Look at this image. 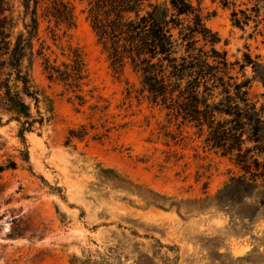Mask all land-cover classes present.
<instances>
[{
  "label": "rangeland",
  "instance_id": "374dc122",
  "mask_svg": "<svg viewBox=\"0 0 264 264\" xmlns=\"http://www.w3.org/2000/svg\"><path fill=\"white\" fill-rule=\"evenodd\" d=\"M65 1L75 29L41 19L34 51L59 67L82 54L85 104L33 61L30 77L53 121L22 144L2 117L0 164L16 168L0 174V264H264V180L240 179L194 122L149 95L129 63L115 74L86 20L87 0ZM170 1L149 0L144 9L157 7V20H169ZM192 5L209 31L197 49L225 54L240 81L253 78L236 65L244 55L264 71L263 39L234 28L232 8L218 0ZM249 93L264 90L254 80ZM81 127L88 136L69 143Z\"/></svg>",
  "mask_w": 264,
  "mask_h": 264
},
{
  "label": "trees",
  "instance_id": "16d2710c",
  "mask_svg": "<svg viewBox=\"0 0 264 264\" xmlns=\"http://www.w3.org/2000/svg\"><path fill=\"white\" fill-rule=\"evenodd\" d=\"M148 1L87 0L86 20L110 67L120 74L129 63L141 73L149 95L194 122L205 134L204 144L238 168L240 179L264 180V95L253 98L249 93L254 80L264 90L258 58L244 55L236 63L242 71L251 69V80L230 76L232 65L225 54L212 49L210 55L196 48L197 39L206 41L209 31L192 0H171L170 19L162 22L157 20V7L148 4L150 11L144 9ZM218 1L224 9L232 8L234 28L252 30L249 38L259 36L264 44V0ZM41 19L68 30L76 27L74 9L65 0H0V126L2 117H8L22 144L27 134L53 121L49 101L30 77L36 58L43 61L42 70L50 83L74 95L80 107L85 104L82 94L88 74L82 54L76 51L69 65L59 67L42 48L34 51ZM87 136L81 127L69 132V143ZM15 168L14 161L0 164V174Z\"/></svg>",
  "mask_w": 264,
  "mask_h": 264
}]
</instances>
